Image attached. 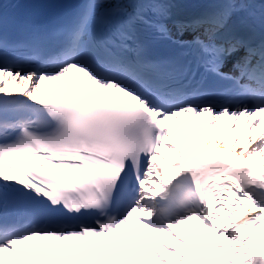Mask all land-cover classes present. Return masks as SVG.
Instances as JSON below:
<instances>
[{
  "label": "snow or ice",
  "instance_id": "snow-or-ice-1",
  "mask_svg": "<svg viewBox=\"0 0 264 264\" xmlns=\"http://www.w3.org/2000/svg\"><path fill=\"white\" fill-rule=\"evenodd\" d=\"M179 6L81 0L20 41L0 13V264H264V40L221 39L241 13L258 7L264 22V0H212L190 17ZM158 42L166 55L153 53ZM70 73L60 94L39 96ZM182 115L206 122L203 148ZM241 119L243 144L231 136ZM163 147L171 166L158 162ZM193 221L210 244L174 231ZM29 241L56 243L22 256Z\"/></svg>",
  "mask_w": 264,
  "mask_h": 264
},
{
  "label": "bare ground",
  "instance_id": "bare-ground-1",
  "mask_svg": "<svg viewBox=\"0 0 264 264\" xmlns=\"http://www.w3.org/2000/svg\"><path fill=\"white\" fill-rule=\"evenodd\" d=\"M9 86L13 87L14 85H9ZM43 91H44V89H43V87L41 85V92L39 93V95H41L43 93ZM181 123L183 124V126L185 128L191 129V133L192 134L189 137L191 143L193 145L199 144V146L201 148H203L204 144H203V141H201L200 138L202 137V135L206 131V122H201L198 117H195V119H192V118H190L188 116L182 115L181 116ZM168 124H169V127H172L173 131L177 134V138H178L177 142H179V132L175 128V121H169ZM227 124H228V119H227V117H225L224 118V122L219 125V129H218L220 131V133L225 138H228L227 137V133H226ZM261 130H262L261 127L253 128L252 135L256 136ZM245 132H246V129H245L244 121H243V119H241V121L238 123L237 127L231 133V136L235 137L237 134H239L240 137H241L240 143L243 144L245 142ZM212 150L215 151L216 149L213 148ZM193 151H195V148H193ZM161 152L164 154L165 157H167L168 163H167V165H165L163 160H158V162L161 164L162 167L171 166L172 165V160L174 158V154L170 153L169 149L167 147H163L161 149ZM185 229H191L193 231L194 238H197V239H199L204 233H207V238L203 239L202 243L210 244L212 242L213 234L209 233L207 231V229H204L203 226L199 224V222H192L190 224L183 225L179 229H174V231L179 232L181 235H186ZM259 231H261V230L257 229V232H259ZM114 235L115 234H110V236L107 237V239H109V240L113 239ZM135 235H137V233L133 232V237ZM153 235H155L157 237L158 241L166 240L167 242L173 243L177 247H180L181 250H183V246L177 244V242H175L172 239V237H170V236H161V234H159V233H153ZM94 239H100V238H94ZM55 243L56 242H52L51 245H48V244H45L44 242H34L33 245H30L29 243L27 245H24V246L17 245V248L19 249V251L21 252V255L23 256L27 248H32L34 251L37 250V249L43 250V249H46V248L54 247ZM160 251L164 252L165 256H170V253L165 251L163 248H161ZM8 255L10 257L13 256V254H8ZM24 259H25V264H32V261L38 259V257H32L31 260H30L29 257L25 256ZM72 259L76 260V264H80V261L75 256H73ZM171 259L174 260L175 258H171Z\"/></svg>",
  "mask_w": 264,
  "mask_h": 264
}]
</instances>
